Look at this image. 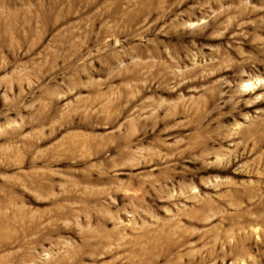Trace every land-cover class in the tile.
<instances>
[{
	"label": "rangeland",
	"instance_id": "1",
	"mask_svg": "<svg viewBox=\"0 0 264 264\" xmlns=\"http://www.w3.org/2000/svg\"><path fill=\"white\" fill-rule=\"evenodd\" d=\"M0 264H264V0H0Z\"/></svg>",
	"mask_w": 264,
	"mask_h": 264
}]
</instances>
